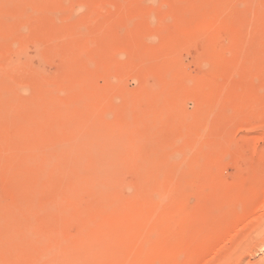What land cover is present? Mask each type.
Returning <instances> with one entry per match:
<instances>
[{
	"label": "rangeland",
	"instance_id": "obj_1",
	"mask_svg": "<svg viewBox=\"0 0 264 264\" xmlns=\"http://www.w3.org/2000/svg\"><path fill=\"white\" fill-rule=\"evenodd\" d=\"M263 197L264 0H0V264H264Z\"/></svg>",
	"mask_w": 264,
	"mask_h": 264
},
{
	"label": "bare ground",
	"instance_id": "obj_2",
	"mask_svg": "<svg viewBox=\"0 0 264 264\" xmlns=\"http://www.w3.org/2000/svg\"><path fill=\"white\" fill-rule=\"evenodd\" d=\"M4 3H5V0H4ZM8 3H10V2H8ZM211 17L213 18V16H211ZM2 18H3V17H2ZM205 18H206V17H205ZM206 19H207V18H206ZM206 19H205V20H206ZM208 20H209V19H208ZM205 30H206V29H205ZM204 32H205V31L202 30V35H203ZM198 33H201V32H197V34H198ZM206 34H207V33H206ZM208 34H209V33H208ZM206 41H207V40H206ZM234 50H235V49H234ZM240 51H241V50H240ZM231 53H232V52H231ZM231 53H230V56H231ZM228 54H229V53H228ZM228 54H227V57H230V56H228ZM211 57H212V56H211ZM213 60H214V56H213ZM215 60H216V59H215ZM220 60H221V59H220ZM222 62H223V61H222ZM254 62H255V61H254ZM218 64H220V63H218ZM19 65H20V64H19ZM103 67H104V66H103ZM104 68H105V67H104ZM89 79H90V78H89ZM98 79H99V78H98ZM92 80H93V79H92ZM90 83H91V82H90ZM169 86H170V85H169ZM148 88H149V87H148ZM150 91H151V90H150ZM157 92H158V91H157ZM10 94H11V93H10ZM205 95H206V94H205ZM53 100H56V99H53ZM14 101H15V100H14ZM14 101H13V102H14ZM53 102H54V101H53ZM33 104H34V103H33ZM33 104H32V105H33ZM57 104H58V102H57ZM129 104H130V103H129ZM52 107H53V106H52ZM61 107H64V106H61ZM76 108H77V110H78V107H76ZM127 108H128V107H127ZM215 108H216V107H215ZM12 110H13V108H12ZM80 110H81V109H80ZM215 110H216V109H215ZM230 110H231V109H230ZM44 111H46V110H44ZM83 111H84V110H83ZM40 113H42V112H40ZM84 114H85V112H84ZM86 115H87V114H86ZM86 115H84V116H86ZM82 117H83V116H82ZM85 120H86V119H85ZM91 120H92V119H91ZM91 120H90V121H91ZM131 120H132V117H131ZM209 121H210V120H209ZM85 122H86V121H85ZM131 123H132V122H131ZM132 124H133V123H132ZM48 125H49V124H48ZM122 125H123V124H122ZM208 125H209V124H208ZM116 126H117V125H116ZM59 127H60V126H59ZM82 127H83V126H82ZM95 127H96V126H95ZM95 127H94V128H95ZM54 129H55V128H54ZM80 129H81V128H80ZM117 129H118V128H117ZM119 129H120V128H119ZM40 131H41V130H40ZM81 131H82V130H81ZM95 131H96V130H95ZM203 131H204V130H203ZM207 131H208V130H207ZM2 132H3V131H2ZM89 132H90V131H89ZM80 133H81V132H80ZM82 134H83V133H82ZM109 134H110V133H109ZM57 135H58V134H57ZM84 135H85V134H84ZM84 135H83V136H84ZM94 135H95V133H94ZM96 135H97V134H96ZM51 136H52V135H51ZM81 137H82V135H81ZM88 137H89V136H88ZM97 137H98V136H97ZM83 138H85V137H83ZM83 138H82V140H85V139H83ZM127 138H128V137H127ZM77 139H78V138H77ZM102 139L104 140V138H102ZM102 139H101V140H102ZM140 139H141V138H140ZM82 140H81V141H82ZM103 140H102V141H103ZM120 140H121V139H120ZM121 141H122V140H121ZM125 141H126V140H125ZM125 141H124V142H125ZM136 141H138V140H136ZM64 143H65V142H64ZM80 143L82 144V142H80ZM87 143H88V142H87ZM87 143H86V144H87ZM107 143H108V142H107ZM136 143H137V142H136ZM108 144H109V143H108ZM108 144H107V145H108ZM120 144H121V143H120ZM124 144H125V143H124ZM62 145L64 146V145H66V144H62ZM72 145H73V143H72ZM76 145H77V144H76ZM76 145H75V146H76ZM83 145H84V144H83ZM88 145H89V143H88ZM136 145H137V144H136ZM59 146H60V145H59ZM68 146H69V148L71 147L70 145H68ZM108 146H110V145H108ZM108 146H107V147H108ZM124 146H125V145H124ZM196 146H197V145H196ZM111 147H112V146H111ZM111 147H109V148H111ZM118 147H119V146H118ZM125 147H126V146H125ZM130 147H131V146H130ZM56 148H57V146H56ZM73 148H74V146H73ZM98 148H99V147H98ZM105 148H106V145H105ZM119 148H120V150H122V152H123V149H124V148H123V149H122L121 147H119ZM195 148H196V147H195ZM207 148H208V147H207ZM3 149H4V148H3ZM57 149H58V148H57ZM61 149H62V148H61ZM71 149H72V148H71ZM87 149H88V147H87ZM89 149H90V148H89ZM96 149H97V148H96ZM52 150H53V148H52ZM55 150H56V149H55ZM59 150H60V149H59ZM64 150H65V147H64ZM75 150H77V149H75ZM78 150H79V149H78ZM84 150H85V149H83V151H84ZM107 150L109 151V149H107ZM120 150H119V151H120ZM125 150H126V149H125ZM44 151H45V150H44ZM81 151H82V150H81ZM88 151H89V150H86V152H88ZM103 151H104V150H103ZM115 151H116V150H115ZM37 152H38V151H37ZM57 152H58V151H57ZM60 152H61V151H60ZM94 152H96V151H94ZM94 152H92V153H94ZM100 152H101V151H100ZM122 152H121V153H122ZM136 152H137V151H136ZM190 152H191V151H190ZM88 153H90V152H88ZM88 153H86V154H88ZM108 153H109V152H108ZM121 153H120V154H121ZM124 153H125V152H124ZM134 153H135V152H134ZM59 154H60V153H59ZM62 154H63V153H62ZM68 154H69V153H68ZM77 155H78V154H77ZM80 155H81V154H80ZM125 155H126V154H125ZM134 155H135V154H134ZM181 155H182V154H181ZM190 155H191V154H189V156H190ZM71 156H72V153H71ZM88 156H90V155H88ZM95 156H96V155H95ZM106 156H107V155H106ZM106 156H105V157H106ZM122 156H123V153H122ZM101 157H102V156H101ZM60 158H61V157H60ZM82 158H83V157H82ZM111 158H112V157H111ZM33 159H34V158H33ZM47 159H48V158H47ZM51 159H52V157H51ZM55 159H56V158H55ZM83 159H86V158L84 157ZM93 159H94V157H93ZM113 159H114V158H113ZM128 159H129V158H128ZM201 159H202V158H201ZM59 160H60V159H59ZM104 160H106V159L104 158ZM138 161H139V160H138ZM54 162H55V161H54ZM144 162H145V161H144ZM55 163H56V162H55ZM81 163H82V162H81ZM13 164H14V163H13ZM52 164H53V163H52ZM108 164H110V163H108ZM108 164H107V165H108ZM95 165H96V163H95ZM105 165H106V164H105ZM47 166H48V163H47ZM63 166H64V165H63ZM82 166L84 167V165H82ZM121 166H122V165H121ZM102 167H103V166H102ZM107 167H108V166H107ZM117 167H119V166H116V168H117ZM167 167H168V166H167ZM167 167H166V169H167ZM49 168H50V167H49ZM49 168H48V169H49ZM79 168H80V167H79ZM116 168H115V169H116ZM77 169H78V168H77ZM82 169H83V168H82ZM102 169H103V168H102ZM140 169H141V168H140ZM196 169H197V167H196ZM215 169H216V168H215ZM74 170H75V169H74ZM90 170H92V169H90ZM108 170H109V169H108ZM119 170H120V169H119ZM33 171H34V170H33ZM38 171H39V169H38ZM44 171H45V170H44ZM46 171H47V170H46ZM100 171H101V170H100ZM100 171H96V173L99 172V174L97 173L98 176H99V175H102V174H101L102 172H100ZM117 171H118V170H117ZM144 171H145V170H144ZM161 171H163V170L161 169ZM109 172H110V171H109ZM109 172H108V173H109ZM111 172H112V171H111ZM118 172H119V171H118ZM140 172H141V171H140ZM11 173H12V172H11ZM177 173H180V172H177ZM17 174H18V173H17ZM106 174H107V173H106ZM160 174H161V173H160ZM112 175H113V174H112ZM163 175H164V174L162 173V176H163ZM177 175H178V174H177ZM23 176H24V175H23ZM44 176H45V175H44ZM160 176H161V175H160ZM43 178H44V177H43ZM54 178H55V177H54ZM160 180H161V179H160ZM161 181H163V180H161ZM138 182H139V181H138ZM80 184H81V183H80ZM138 184H140V183H138ZM201 185H202V184H201ZM162 186H163V185H162ZM140 187H141V186H140ZM40 188H41V187H40ZM61 188H62V187H61ZM78 188L80 189V187H78ZM143 188H145V187H141V189H143ZM75 189H76V188H75ZM68 190H69V189H68ZM75 191H76V190H75ZM199 193H200V192H199ZM207 193H208V192H207ZM69 194H70V193H69ZM159 194H160V193H159ZM159 194H158V195H159ZM262 194H263V193H262ZM71 195H72V194H71ZM77 195H78V194H77ZM38 196H39V195H38ZM72 196H73V195H72ZM93 196H94V195H93ZM77 197H79V196H77ZM138 197H140V196H138ZM149 197H151V196H149ZM206 197H207V195H206ZM65 198H66V197H65ZM73 198H74V197H73ZM140 198H141V197H140ZM158 198H159V197H158ZM247 198H248V197H247ZM263 198H264V197H263ZM36 199H37V197H36ZM161 199H162V198H161ZM191 199H192V198H191ZM191 199H190V201H191ZM58 200H59V199H58ZM71 200H72V198H71ZM106 200H107V199H106ZM106 200H104V203H105ZM152 200H153V199H152ZM193 200H196V198L193 199ZM261 200H264V199H261ZM73 201H74V200H73ZM76 201H77V199H76ZM150 201H151V199H150ZM199 201H200V200H199ZM35 202H36V201H35ZM191 202H192V201H191ZM193 202H194V201H193ZM193 202H192V204H193ZM200 202H201V201H200ZM208 202H209V201H208ZM208 202H206V203L208 204ZM64 203H65V202H64ZM46 204H47V203H46ZM50 204L52 205V203H50ZM58 204H59V203H58ZM144 204H145V203H144ZM147 204H148V203H147ZM185 204H186V203H185ZM190 204H191V203H190ZM234 204H235V203H234ZM36 205H37V204H36ZM51 205H50V207H51ZM54 205H55V203H54ZM54 205H53V206H54ZM59 205H60V204H59ZM59 205H58V206H59ZM105 205H106V204H105ZM47 206H48V205H47ZM47 206H46V207H47ZM55 206H56V205H55ZM259 206H260V205H259ZM102 207H103V206H102ZM143 207H144V205H143ZM145 207H146V206H145ZM156 207H158V206H156ZM227 207H228V206H227ZM260 207H261V206H260ZM36 208H37V207H36ZM78 208H79V207H78ZM140 208H141V207H140ZM224 208H225V207H224ZM234 208H235V207H234ZM103 209H105V208H103ZM187 209H188V208H187ZM222 209H223V208H222ZM225 209H226V208H225ZM238 209H239V207H238ZM257 209H259V207H257ZM48 210H51V211H52L51 208L48 209ZM56 210H57V209H56ZM67 210H68V208H67ZM143 210H144V209H143ZM143 210H142V211H143ZM223 210H224V209H223ZM227 210H228V209H227ZM58 211H59V210H58ZM103 211H104V210H103ZM182 211H183V210H182ZM16 212H17V211H16ZM52 212H53V211H52ZM63 212L65 213V210H62V212H60L59 214H62ZM69 212H70V211H69ZM101 212H102V211H101ZM147 212H148V211H147ZM177 212H178V211H177ZM215 212H217V211L215 210ZM221 212H222V210H221ZM223 212H225V211H223ZM54 213H55V212H54ZM67 213H68V212H67ZM103 213L105 214V213H107V212H103ZM238 213H239V212H238ZM254 213H255V212H254ZM68 214H69V213H68ZM166 214H167V213H166ZM180 214H181V213H180ZM66 215H67V214H66ZM69 215H70V214H69ZM181 215H182V214H181ZM184 215H185V214H184ZM250 215H251V214H250ZM178 216H179V214H178ZM238 217H239V216H238ZM254 217H256V216H254ZM260 217H261V216H260ZM59 218H60V217H59ZM173 218H174V216H173ZM186 218H188V217H186ZM195 218H196V217H195ZM236 218H237V217H236ZM167 219H168V218H167ZM167 219L165 220L166 222H168ZM171 219H172V218H171ZM245 219H247V218H245ZM256 219H257V218H256ZM33 220H34V219H33ZM23 221H24V219H23ZM161 221H162V220H161ZM190 221H191V220H190ZM1 222H2V221H1ZM32 222H33V221H32ZM236 222H237V221H236ZM245 222H246V221H245ZM2 223H3V222H2ZM2 223H1V224H2ZM10 223H11V222H10ZM168 223H169V222H168ZM171 223H172V222H171ZM239 223H240V222H239ZM243 223H244V222H243ZM231 224H232V223H231ZM159 225H160V224H159ZM163 225H164V224H163ZM201 225H202V224H201ZM160 226H161V225H160ZM158 227H159V226H158ZM174 228H175V227H174ZM174 228H172V229L174 230ZM200 228H201V227H200ZM240 228H241V227H240ZM170 229H171V227H170ZM228 229H229V228H228ZM84 230H85V229H84ZM143 230H144V228H143ZM154 230H155V229H154ZM168 230H169V229H168ZM212 230H213V229H212ZM236 230H237V229H236ZM117 231H118V230H117ZM155 231H156V230H155ZM205 231H206V230H205ZM237 231H238V230H237ZM169 232H170V230H169ZM195 232H196V231H195ZM195 232H194V233H195ZM223 232H224V231H223ZM223 232H222V233H223ZM234 232H235V231H234ZM29 233H30V232H29ZM84 233H85V232H84ZM147 233H148V232H147ZM151 233H152V232H151ZM188 233H189V232H188ZM197 233H198V232H197ZM81 234H82V233H81ZM163 234H164V233H163ZM195 234H196V233H195ZM57 235H58V234H57ZM59 235H60V234H59ZM148 235H149V234H148ZM171 235L174 236L173 233H172ZM184 235H186V234H184ZM199 235H200V234H199ZM47 236H48V235H47ZM82 236H83V235H82ZM145 236H146V235H145ZM150 236L152 237L153 234L150 235ZM150 236H149V237H150ZM156 236H157V234H156ZM166 236L168 237V235H166ZM172 236H171V238H172ZM188 236H189V235H188ZM188 236H186V237L188 238ZM196 236H198V235H196ZM222 236H223V235H222ZM139 237H140V236H139ZM143 237H144V236H143ZM161 237H162V236H161ZM26 238H27V236H26ZM28 238H29V237H28ZM31 238H32V237H31ZM42 238H43V237H41V239H42ZM60 238H61V236L59 237V239H60ZM146 238H147V237H146ZM197 238H198V237H197ZM220 238H221V237H220ZM32 239H33V238H32ZM32 239H31V240H32ZM43 239H44V238H43ZM43 239H42V240H43ZM62 239H63V237H62ZM74 239H75V238H74ZM188 239H189V238H188ZM194 239H195V238H194ZM79 240L81 241V239H79ZM133 240H134V241L136 240L135 237H134ZM196 240H197V239H196ZM220 240H221V239H220ZM39 241H40V240H39ZM46 241H47V240H46ZM48 241H49V240H48ZM64 241H65V240H64ZM64 241H62V242L65 243L66 241H65V242H64ZM85 241H86V240H85ZM134 241H133V242H134ZM161 241H162V240H161ZM161 241H160V242H161ZM163 241H164V240H163ZM169 241H170V240H169ZM40 242H41V241H40ZM42 242H43V241H42ZM52 242H53V241H52ZM69 242H70V241H69ZM81 242H83V241H81ZM207 242H208V241H207ZM214 242H215V241H214ZM222 242H223V241H222ZM56 243H57V242H56ZM70 243H71V242H70ZM70 243H69V244H70ZM74 243H75V242H74ZM149 243H151V242H149ZM167 243H168V242H167ZM184 243H186V242H184ZM194 243H195V242H194ZM194 243H193V244H194ZM41 244H42V243H41ZM59 244H60V243H59ZM85 244H87V242H85ZM147 244H148V242H147ZM189 244H190V243H189ZM191 244H192V243H191ZM54 245H55V244H54ZM61 245H62V244H61ZM64 245H66V244H64ZM43 246H44V244H43ZM55 246H56V245H55ZM103 246L105 247L106 245L103 244ZM152 246H153V245H152ZM154 246H157V245H154ZM154 246H153V247H154ZM169 246H170V245H169ZM62 247H63V245H62ZM82 247H83V244H82ZM98 247H99V246H98ZM142 247H143V246H142ZM142 247H141V248H142ZM146 247H147V245H146ZM164 247H165V246H164ZM180 247H181V248H182V247L184 248L183 245H181ZM180 247H179V249H181ZM189 247H190V245H189ZM44 248H45V247H44ZM51 248H52V247H51ZM64 248H65V247H64ZM96 248H97V247H96ZM149 248H150V247H149ZM160 248H161V247H160ZM177 248H178V246H177ZM177 248H176V249H177ZM183 248H182V249H183ZM210 248H211V247H209V249H210ZM76 249H77V248H76ZM157 249H158V248H157ZM186 249H187V247H186ZM46 250H48V249H46ZM59 250H61V249L59 248ZM144 250H145V249H144ZM152 250H153V249H152ZM159 250H160V249H159ZM159 250H158V251H159ZM184 250H185V249H184ZM34 251H35V250H34ZM50 251H52V250H50ZM61 251H62V250H61ZM156 251H157V250H156ZM172 251H173V250H172ZM189 251H190V250H189ZM57 252H58V251H57ZM59 252H60V251H59ZM148 252H149V251H148ZM150 252H151V251H150ZM153 252H154V251H153ZM175 252H176V251H175ZM214 252H215V251H214ZM119 253H120V252H119ZM139 253H140V252H139ZM139 253H138V254H139ZM181 253H182V252H181ZM181 253H180V254H181ZM185 253H186V252H184V254H185ZM42 254H43V253H42ZM45 254H46V253H45ZM45 254H43V257H44ZM48 254H49V253H48ZM65 254H66V253H65ZM103 254H104V253H103ZM108 254H109V252H108ZM145 254H146V253H145ZM206 254H208V253H206ZM49 255H50V254H49ZM54 255H55V254H54ZM61 255H62V253H61ZM149 255H150V254H149ZM151 255H152V252H151ZM195 255H197V254H195ZM195 255H194V256H195ZM32 256H33V255H32ZM55 256H56V255H55ZM64 256H66V255H64ZM142 256H144V255H142ZM198 256H199V255H198ZM66 257H67V256H66ZM146 257H147V255H146ZM195 257H196V256H195ZM202 257H203V256H202ZM205 257H206V256H205ZM208 257H209V256H208ZM54 258H55V257H54ZM54 258H53V260H54ZM116 258H117V257H116ZM124 258H125V257H124ZM124 258H122V259H124ZM153 258H154V257H153ZM157 258H158V257H157ZM157 258H154V259L157 260ZM56 259H57V258H56ZM64 259H65V258H64ZM119 259H120V258H119ZM158 259H159V258H158ZM183 259H184V258H183ZM185 259H186V258H185ZM185 259H184V260H185ZM196 259H197V258H196ZM51 260H52V258H51ZM57 260H58V259H57ZM162 260H163V259H162ZM184 260H183V261H184ZM194 260H195V259H194ZM198 260H199V259H198ZM54 261H56V260H54ZM58 261H60V260H58ZM160 261H161V260H160ZM160 261L158 260V262H160ZM167 261H170V260H167ZM167 261H166V262H167ZM192 261H193V260H192ZM52 262H53V261H52ZM166 262H165V263H166ZM181 262H182V261H181ZM196 262H197V261H196ZM203 262H204V261H203ZM37 263H38V262H37ZM54 263H55V262H54ZM59 263H61V262H58V264H59ZM62 263L64 264V261H63V260H62ZM119 263H120V262H119ZM165 263H163V264H165ZM179 263H180V262H179ZM188 263H189V262H188ZM197 263H198V262H197ZM201 264H202V263H201ZM203 264H204V263H203Z\"/></svg>",
	"mask_w": 264,
	"mask_h": 264
}]
</instances>
